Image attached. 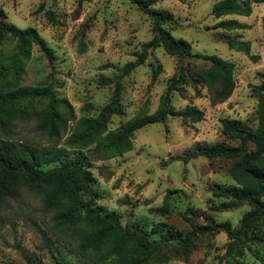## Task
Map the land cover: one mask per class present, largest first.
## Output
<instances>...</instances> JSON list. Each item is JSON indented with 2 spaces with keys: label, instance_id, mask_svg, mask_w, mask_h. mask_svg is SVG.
Returning <instances> with one entry per match:
<instances>
[{
  "label": "rangeland",
  "instance_id": "374dc122",
  "mask_svg": "<svg viewBox=\"0 0 264 264\" xmlns=\"http://www.w3.org/2000/svg\"><path fill=\"white\" fill-rule=\"evenodd\" d=\"M218 1L221 0H167L156 3L154 8L172 13L174 22L165 28L175 38L190 43L191 56L183 63L188 74L195 78L198 71L210 65L205 56H217L234 64L236 87L228 100L213 106L211 92L187 77L182 89L171 95L174 115L163 123L137 130L130 151L109 160L93 161V154L87 150L67 149L68 154L43 167L49 170L66 163L81 164L90 176L96 204L123 226H138L148 232L157 227L154 237L160 236L161 229L184 234L208 219L236 227L249 210L246 204L222 212L213 209L222 201L212 192L218 186L234 183L229 174L232 160L198 157L187 163L179 160L160 166L170 157H184L215 143L238 145L222 134V119L238 120L249 130L256 126L258 98L253 89L264 81V4H252L249 17L215 19L212 6ZM40 5L43 10L37 12ZM46 10L55 14L57 24L47 20ZM0 11L7 25L19 30L34 28L55 56L51 68L36 46L29 54L19 55L17 42L7 36L0 44V94L51 84L57 97L66 100L73 111L67 128L57 137L40 129L37 110L47 105L46 101L37 104L30 114L0 126V140L38 150L65 148L78 120L95 116L110 101L113 86L101 85L99 79L121 73L126 63L138 58L142 43L153 37L151 18L129 0H0ZM224 19H236L249 25V29L228 32L215 28ZM226 37L250 42V55L258 60L229 50ZM178 65V59L167 55L162 47L151 49L145 61L122 79V113L109 119L102 136L140 112L154 113ZM156 67L160 71L154 79ZM186 106L202 110L204 119L187 121L182 115ZM167 191L173 192L168 200L170 211L161 215L154 209L163 205ZM189 208L195 213H189ZM184 217H190L191 222ZM53 226V213L44 210L42 194L26 187L17 189L0 206V264H56V260L60 264H89ZM260 231L264 234V224ZM194 244L187 260L174 249L165 248L162 252L166 260L152 264H217L219 260L223 264H264V248L257 246L246 248L242 259L225 258L228 240L223 232L198 237Z\"/></svg>",
  "mask_w": 264,
  "mask_h": 264
},
{
  "label": "trees",
  "instance_id": "16d2710c",
  "mask_svg": "<svg viewBox=\"0 0 264 264\" xmlns=\"http://www.w3.org/2000/svg\"><path fill=\"white\" fill-rule=\"evenodd\" d=\"M163 1L167 0H129L130 4L151 18L153 37L150 41L142 43L138 58L126 63L121 73L114 74L111 78L99 79V84L113 86L110 101L95 116L78 120L65 143V148L38 150L0 140V206L4 199L12 198L20 187L42 194L44 210L53 213L54 230L60 237L68 238L77 253L89 264H152L154 261L166 260V254L162 252L165 248L174 249L187 260L189 252L194 249L195 239L220 232H223L228 240L225 258L242 259L245 249L249 246L264 248V234L260 231V226L264 224V81L253 89L258 98L257 123L253 130L246 129L238 120H221L222 134L233 142H239L238 145L219 142L184 157H170L160 163L163 168L174 161L187 163L198 157L232 160L229 174L234 183L218 186L212 195L222 201L213 208L218 212L244 204L249 207L236 227L229 222L208 219L205 224L192 227L191 231L184 234L161 229L160 236L154 237L157 227L150 232L138 226L130 228L123 226L114 215L104 212L103 208L96 204V198L91 191L90 176L81 164L73 162L49 170L43 168L68 154L67 149L87 150L89 154H93V161L109 160L130 151L137 130L163 123L169 116L174 115L171 95L182 89L187 77L211 92L210 102L213 106L231 97L236 87L233 63L217 56H205L204 59L210 65L198 71L195 78L188 74L183 63L191 56V45L183 39L175 38L165 28L167 24L174 22V16L167 10L154 8L156 3ZM252 4H264V0H221L212 6V15L215 19L233 15L249 17ZM42 10L43 5H40L37 12ZM75 12L77 13L78 9ZM45 16L53 25L58 23L51 10H46ZM4 17L0 11V44L7 36L11 37L17 42L19 55L29 54L31 48L36 46L48 59L51 68H54V50L37 31L34 28L16 29L7 25L3 21ZM215 28L230 32L247 30L249 25L236 19H224L219 21ZM224 42L229 50L241 52L253 61L258 60V57L250 55V42L229 37H226ZM157 47H162L170 57L177 58L179 64L177 74L167 82L157 110L152 114L140 112L116 130L102 136L109 119L122 113V79L145 61L151 49ZM159 71V67L154 69V79ZM195 90L199 95L198 88L195 87ZM42 101H46L47 105L37 110L40 113V129L52 137L59 136L61 130L67 128L73 111L66 100L57 97L51 84L35 88L21 87L0 94V126L11 123L16 117L30 114ZM182 115L192 123L204 119V112L194 106H186ZM93 144L96 145L95 148L88 149ZM171 193L173 192L167 191L163 205L154 209L155 212L161 215L169 213L168 200ZM188 211L195 213L192 208ZM184 218L191 222L190 217ZM56 264L60 263L56 260ZM217 264H223L222 260Z\"/></svg>",
  "mask_w": 264,
  "mask_h": 264
}]
</instances>
